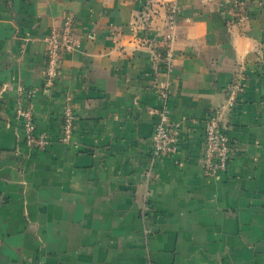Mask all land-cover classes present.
<instances>
[{"label": "crops", "instance_id": "1", "mask_svg": "<svg viewBox=\"0 0 264 264\" xmlns=\"http://www.w3.org/2000/svg\"><path fill=\"white\" fill-rule=\"evenodd\" d=\"M167 1L0 0V264H264V0H244L243 23L241 0H178L169 74ZM68 12L80 47L47 88L48 38ZM165 85L179 152L154 162ZM22 91L44 151L15 116ZM215 115L232 149L219 179L204 174Z\"/></svg>", "mask_w": 264, "mask_h": 264}, {"label": "built area", "instance_id": "2", "mask_svg": "<svg viewBox=\"0 0 264 264\" xmlns=\"http://www.w3.org/2000/svg\"><path fill=\"white\" fill-rule=\"evenodd\" d=\"M237 18L243 23L247 19L246 2H236ZM166 32L164 34L163 55L159 58L161 65L169 74L175 67L174 44L180 15L178 0H168ZM151 10H146L147 17L152 16ZM76 16L73 12L66 13L62 18L61 26L48 38L46 52V67L44 71L45 86L53 87L61 75L64 53L76 51L80 41L76 37ZM244 76L239 74L234 80L228 96V107L233 111L238 104L241 94L245 92ZM22 96L15 109V116L22 123L23 136L31 149L44 151L50 144L46 133L37 130L33 109L24 103L26 98L31 101L35 91H22ZM163 106L158 112L153 134L152 160L159 161L172 157L179 152V130L171 122L169 109V85H165L161 92ZM76 117L71 109H66L63 117L62 138L68 143L74 133ZM231 142L226 133L224 118L221 115L210 117L205 122V145L203 151L204 174L207 178L219 179L227 171L231 159Z\"/></svg>", "mask_w": 264, "mask_h": 264}]
</instances>
